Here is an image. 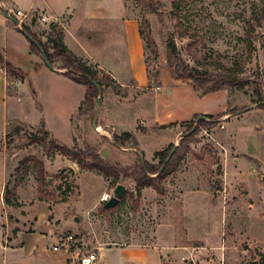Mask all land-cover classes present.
<instances>
[{
	"label": "rangeland",
	"instance_id": "obj_1",
	"mask_svg": "<svg viewBox=\"0 0 264 264\" xmlns=\"http://www.w3.org/2000/svg\"><path fill=\"white\" fill-rule=\"evenodd\" d=\"M129 2L140 20L150 76L169 68L172 40L180 64L205 76L246 82L242 89L228 90L227 113L237 112L213 126L200 127L187 143L183 140L195 124L190 131V126L180 125L166 133L156 128L150 135L148 129L139 128L140 139H146L136 141V146L127 142L130 151L125 152L115 142L119 135L94 128L97 99L92 112L86 113V106L84 114L77 112L71 120L80 89L70 90L69 83L56 75L41 77L35 87L39 102L32 91V111L41 114L29 117L35 124L21 122L18 115L6 118L0 111V248L10 252L23 248L24 235H46L39 245L44 262L50 263L66 250L55 253L53 246L60 247L68 235H74L71 251L78 250L80 259L99 255L98 247L167 243L180 247L193 264H264V110L259 108L264 105V0ZM61 65L56 61L53 67ZM105 89L98 127L107 115L104 98L111 102L123 97L120 92L104 97ZM9 94L23 98L15 83L10 84ZM251 106L252 110L238 114ZM114 112L112 118L119 122L123 117L117 109ZM42 117L52 122L51 131L59 141ZM127 129L132 132L131 126ZM171 137L175 140L171 145L179 151L166 175L152 177L155 188L138 187L122 175L115 181L80 167L55 148V144L73 150L91 147L122 169L141 162L157 166V151L163 152L161 145ZM250 153L256 154L255 159ZM116 182L127 192L116 208L107 211L101 198L115 189ZM9 263L0 252V264Z\"/></svg>",
	"mask_w": 264,
	"mask_h": 264
},
{
	"label": "crops",
	"instance_id": "obj_2",
	"mask_svg": "<svg viewBox=\"0 0 264 264\" xmlns=\"http://www.w3.org/2000/svg\"><path fill=\"white\" fill-rule=\"evenodd\" d=\"M18 10L29 15L23 25L43 42H46L52 26L60 28L67 50L100 75L110 78L109 85L105 87L107 89L104 88V97L106 93L111 92L123 94L120 101L107 102L108 100L104 98L107 115L102 121L103 124L99 126L100 131L112 130V133L119 136L132 134L140 143L146 138L140 139L139 128L148 129L149 135L154 133L156 128L158 132L166 133L174 131L175 127L186 124L200 115L206 117L227 114L228 91L211 93L201 98L194 90L192 82L175 80L169 68L156 70L154 78L150 76L140 20L130 7L129 0H2L0 1V53L5 64H10L21 73L22 80H12L16 84L18 93L23 95V98L19 99L9 94V86L14 83L10 81L5 67L0 64V111L6 118L8 114H11L13 119L14 115H18L21 122L35 124L29 117L32 114L31 118L36 119L38 115L40 118L41 114L37 110L32 111L35 104L32 91L35 92L39 102V93L35 87L41 77L56 75L69 83L67 85L70 90L78 92L80 89V96L71 113V120L85 98L84 86L65 77L63 69L51 70L45 65L43 57L31 52V43L22 33V29L17 27V18L14 14ZM43 17L47 22L41 21ZM24 98L29 101L26 103ZM115 109L123 117L119 122L112 118ZM71 120L70 136L73 140ZM45 122L55 138L53 129L50 128L52 122L51 124L46 120ZM129 126L132 132L127 129ZM163 128L167 129L160 130ZM174 142V138L171 137L161 146L166 149ZM120 148L125 152L130 151L125 146ZM255 155L250 153L254 159ZM151 156L153 157V153ZM23 237V248H14L10 252L7 248H0L3 258L6 260L7 257V262L10 260L11 264H78V262L80 264L79 251H71L73 245L60 255L53 254L55 255L53 260L45 263L39 244L47 236L36 234ZM98 248L99 264H193L188 256L178 249L180 247L167 243L159 247ZM53 251L57 252L54 246Z\"/></svg>",
	"mask_w": 264,
	"mask_h": 264
},
{
	"label": "trees",
	"instance_id": "obj_3",
	"mask_svg": "<svg viewBox=\"0 0 264 264\" xmlns=\"http://www.w3.org/2000/svg\"><path fill=\"white\" fill-rule=\"evenodd\" d=\"M22 30L29 33L41 45L47 56L48 61L51 63L52 66L56 61H61L62 65L59 69L65 70L63 75L72 80L73 82L87 88L84 101L82 102L78 110V115L84 114V109L86 106V113L92 112L93 108H95V100L99 97V92L96 86L91 82V80L95 81L102 89L109 85V80L107 79L105 82V79L101 77L97 71H94L92 68L86 66L67 50L63 43V33L60 28L52 26L50 28V33L47 37L46 42H43L36 34H33L27 26L23 25ZM168 48L170 51L168 66L171 71L172 78H174L175 80L193 81L194 90L201 96L216 93L219 91H228L229 89L236 87L242 89L243 86L246 85V82H239V80L235 77H229L224 75L217 77L205 76L199 71L194 70L193 68H189L185 64H180L181 62L176 56L177 48L174 41H169ZM31 52L42 57L41 51L34 44H31ZM0 64L5 67L9 79L22 80L21 73L17 69L12 67L10 64H5L3 62L1 53ZM259 108L264 110V105ZM235 112H237V110H234V112L220 114L217 116H206L205 119L200 120L197 129L191 135L186 137L183 140V143H187L192 137H194L199 132L200 127L213 126L214 122L220 121L221 118L225 115H229ZM198 118L199 117L197 116L192 121L182 125L190 126V131L192 130ZM44 137H47V135L44 134ZM35 140H38V138L35 137L34 141ZM115 142L122 147H124L127 142H130L133 146H136L137 144L134 135L127 133L115 138ZM55 148L64 156H69L76 160L80 167H85L91 171H98L107 177L114 178L115 181L118 180L119 175H122L125 179L135 181L137 183V186L141 188H155V178L152 177H160L166 175L170 171L173 159L177 156L179 151V148H177L172 158L166 164L164 169L161 170L169 154L174 149V145H171L166 151L159 152L156 154L155 158L158 159L160 157V161L157 166H154L148 162H141L140 165L137 167L125 169H122L121 166L118 164H111L109 161L102 158L91 147H87L85 150H73L67 146L55 144ZM41 174H43V171H41ZM115 186H117V182ZM103 209H105L104 206Z\"/></svg>",
	"mask_w": 264,
	"mask_h": 264
},
{
	"label": "water",
	"instance_id": "obj_4",
	"mask_svg": "<svg viewBox=\"0 0 264 264\" xmlns=\"http://www.w3.org/2000/svg\"><path fill=\"white\" fill-rule=\"evenodd\" d=\"M22 33L24 34V36L29 40V42L31 44H34L35 46H37L39 48V50L41 51V54H42V57H43V60L45 62V65L50 68L51 70H55V68L51 65V63L48 61L47 59V56L43 50V48L41 47V45L27 32L23 31L22 30ZM158 73V72H157ZM91 82L96 86V88L98 89V92H99V97L97 99V113H96V116L94 118V121H93V125H94V128H96L97 130H99L100 128L97 126V121H98V118H99V115H100V112H101V105H102V99H101V95H102V92H103V89L95 82V81H92ZM254 107L251 106L249 108H247L246 110L244 111H241V112H238V114L240 113H243L245 111H250L252 110ZM205 119L204 116H200L197 120H196V123H195V127L194 129L192 130V132L195 131L196 127L198 126L200 120H203ZM190 132V134L192 133ZM176 151V148L172 150V152L170 153V155L168 156L164 166L162 167L161 170L164 169V167L166 166V164L169 162V160L172 158L173 154L175 153ZM127 192V188L124 186V185H117L115 187V189L112 191V198L105 204L104 208L105 210H111V209H114L116 208L122 198L124 197L125 193ZM79 218H75V222L79 223Z\"/></svg>",
	"mask_w": 264,
	"mask_h": 264
},
{
	"label": "built area",
	"instance_id": "obj_5",
	"mask_svg": "<svg viewBox=\"0 0 264 264\" xmlns=\"http://www.w3.org/2000/svg\"><path fill=\"white\" fill-rule=\"evenodd\" d=\"M15 18H17V27L22 29V26L25 22V20L28 18V14L22 12L21 10H18L14 14ZM42 22H47V19L45 17L41 18ZM112 198V192H108L103 194L101 198L102 203H107ZM75 236L74 235H68L66 237V241H63L60 245V247L55 246L54 250L58 251L60 248H66L70 249L71 244L74 242ZM97 254H89L85 255L81 258L80 264H96L97 262Z\"/></svg>",
	"mask_w": 264,
	"mask_h": 264
}]
</instances>
